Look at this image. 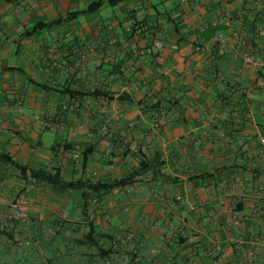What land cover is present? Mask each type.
<instances>
[{"label": "crops", "instance_id": "crops-1", "mask_svg": "<svg viewBox=\"0 0 264 264\" xmlns=\"http://www.w3.org/2000/svg\"><path fill=\"white\" fill-rule=\"evenodd\" d=\"M95 1L0 0V264H264V0Z\"/></svg>", "mask_w": 264, "mask_h": 264}, {"label": "trees", "instance_id": "trees-1", "mask_svg": "<svg viewBox=\"0 0 264 264\" xmlns=\"http://www.w3.org/2000/svg\"><path fill=\"white\" fill-rule=\"evenodd\" d=\"M111 3L115 4L116 2H118L119 0H110ZM103 3V0H97L95 2H93L90 6V9H97L99 8ZM0 159L1 160H5V161H12V157L7 154V153H3V152H0ZM47 179L49 181H51L52 183L54 184H59L60 182L64 185V186H76L77 183L76 182H63V181H60L59 179H57V177H51V176H47ZM129 179H119V180H116V181H113V182H110V183H107V184H103L101 185L102 188H109V187H114V186H118V185H122V184H125Z\"/></svg>", "mask_w": 264, "mask_h": 264}, {"label": "built area", "instance_id": "built-area-1", "mask_svg": "<svg viewBox=\"0 0 264 264\" xmlns=\"http://www.w3.org/2000/svg\"><path fill=\"white\" fill-rule=\"evenodd\" d=\"M182 1H186V0H182ZM163 43L161 42V41H156L155 42V45H156V47L157 48H161L163 45H162ZM201 47H198V49H200ZM147 51L149 52V53H155V51L153 50V48H151V47H148V49H147ZM244 57V62L246 63V64H250V65H253V66H259V64L260 65H262V66H264V62L262 63H260L257 59H256V57L252 54V53H250V52H245L244 53V55H243ZM261 142H262V144H263V146H264V136L263 137H261ZM21 215H23L22 213H21ZM254 264H262V263H254Z\"/></svg>", "mask_w": 264, "mask_h": 264}]
</instances>
